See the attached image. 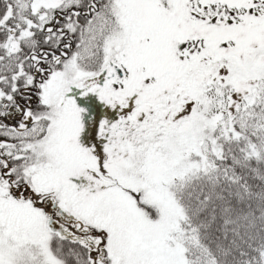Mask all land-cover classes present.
<instances>
[{"label":"flooded vegetation","instance_id":"obj_1","mask_svg":"<svg viewBox=\"0 0 264 264\" xmlns=\"http://www.w3.org/2000/svg\"><path fill=\"white\" fill-rule=\"evenodd\" d=\"M80 1L86 2L87 10L92 3L91 13L96 12L99 17L96 22L110 27L99 43V51L93 54L96 60L90 63L87 60L84 65L78 62L77 45L72 35L74 0H18L17 8L30 10L29 15L22 16L23 39L29 36L31 27L37 29L44 44H49L55 37L50 45L34 53V57L42 59L38 64L42 73L47 75L40 81L44 106L49 108L44 102L45 84L53 75L61 73L68 61L74 60L77 71L86 75L67 86L59 105L62 110L70 108L72 111L70 116L65 117L64 128L71 135L64 136L62 140L65 146L69 144V150L80 152L72 159L75 162L81 160V163L88 162L92 151H96L105 163L127 162L133 152L153 156L154 151L163 149L169 135L181 136L186 116L200 110V94L196 96L192 87L213 86L227 75L228 69L223 64L219 65L218 58L232 53L229 43L235 37L251 40L256 35L260 36V29L264 26V0H110L113 3H109L108 7L106 0ZM113 4L121 15L124 11L125 20L114 16ZM7 5L9 9L13 7ZM230 12L236 16L241 14L238 16L243 20L229 18ZM230 24H240L245 32L234 35L232 29L228 31L226 28ZM62 31L65 32V40ZM113 31L119 34L118 39L107 51ZM79 54L86 55V52ZM101 73L102 79L97 84L81 86L85 80ZM72 86L82 92L63 100ZM12 112L16 114V117L12 116V121L17 123L19 133H23L19 124L23 121L21 125L28 128L31 124L24 121V102ZM10 151H5V157H1L2 170L11 169ZM19 156L24 158L20 153ZM55 178L60 182L67 180ZM30 186L25 178L18 183L11 178L6 181L5 188L8 197L15 198L14 203L33 204L36 203V195L34 190H29ZM13 188L21 193L15 194ZM6 197L0 196V264H8L6 255L10 245L18 246L16 250L19 249V252L23 251L22 264L32 262L29 256L34 261L43 262L39 255L46 256V252L50 251L49 241L54 233L48 236V248L37 251L36 244L29 240L35 238L31 237L33 230L40 228L34 229L35 223L30 224L31 215L18 218L12 213L9 210L11 202ZM41 208L44 213L48 212L45 206ZM15 236H21L22 241L17 242Z\"/></svg>","mask_w":264,"mask_h":264},{"label":"rangeland","instance_id":"obj_2","mask_svg":"<svg viewBox=\"0 0 264 264\" xmlns=\"http://www.w3.org/2000/svg\"><path fill=\"white\" fill-rule=\"evenodd\" d=\"M111 8L118 19H126L124 11L121 15L114 4ZM233 15L230 12L229 18L243 20L238 16L241 14ZM239 25L230 24L226 28L237 36L245 32ZM260 32V36L252 35V41L234 36L235 40L229 43L232 53L218 58L219 65L228 69L227 75L213 86L192 87L196 96L200 94V110L186 116L181 136L169 135L163 149L154 151L153 156L133 152L127 162H102L96 151L90 153L88 162L72 159L80 152L69 150V144L65 146L62 140L71 135L64 128L65 117L72 111L62 110L59 105L67 86L86 75L77 71L74 60L68 61L61 73L53 75L44 90V102L49 106L45 112L49 124L45 136L28 150L14 154V159L20 160L17 168L2 170L0 163V196L8 197L5 185L13 178L12 173L23 169V176L31 179L29 190L35 191L36 203L16 204L12 197L6 200L11 202L9 210L18 218L31 215L30 224L35 223L34 229L40 228L33 230L31 237L35 238L29 240L36 244L37 251L48 248L46 241L54 233L89 248H97L104 239V264H187L183 247L173 237L183 221V212L171 187L176 179L204 165L201 147L205 141L216 149L212 131L224 116V104L235 103L248 95L257 82L264 81V26ZM118 35L115 31L110 34L107 51L115 45ZM25 117L26 124H30V117ZM21 124L20 129L24 130L26 125ZM4 146L8 144L0 142V147ZM23 159L29 163L26 165ZM55 176L67 180L60 182ZM13 190L16 194L17 188ZM15 240L21 242V236ZM17 247L8 248V264H22L23 251L19 252ZM39 256L43 262L29 256L32 262L28 264H62L51 251Z\"/></svg>","mask_w":264,"mask_h":264},{"label":"trees","instance_id":"obj_3","mask_svg":"<svg viewBox=\"0 0 264 264\" xmlns=\"http://www.w3.org/2000/svg\"><path fill=\"white\" fill-rule=\"evenodd\" d=\"M17 2L0 0V142L8 144L0 147L4 150L0 151V163L5 151L11 150L14 168L20 162L14 154L22 147L28 150L46 133L48 108L42 103L40 81L47 75L38 64L42 59L34 53L55 40L44 44L34 27L23 39L22 16L30 10L18 9ZM105 2L107 7L111 3ZM7 3L13 7L9 9ZM73 5L72 35L78 62L84 65L96 60L93 54L110 27L96 22L99 17L91 13L92 3L88 10L84 1L74 0ZM22 101L25 116L32 122L19 133L12 109L17 110ZM223 113L212 131L216 149L205 141L201 147L204 165L176 179L171 187L183 212L173 237L183 247L187 264H264V81L235 103L224 104ZM24 162L29 163L27 159ZM19 172L12 173L15 183L25 178L23 169ZM104 243L103 239L97 248H89L53 234L49 249L62 264H104Z\"/></svg>","mask_w":264,"mask_h":264},{"label":"water","instance_id":"obj_4","mask_svg":"<svg viewBox=\"0 0 264 264\" xmlns=\"http://www.w3.org/2000/svg\"><path fill=\"white\" fill-rule=\"evenodd\" d=\"M103 74L101 73L99 76L90 79V80H85L81 86L82 87H86L88 84H97L98 82H100V80L102 79ZM82 91H78V87L76 86H72L69 88V91L67 93L64 94L63 96V100L66 98H70V97H75L78 96Z\"/></svg>","mask_w":264,"mask_h":264}]
</instances>
